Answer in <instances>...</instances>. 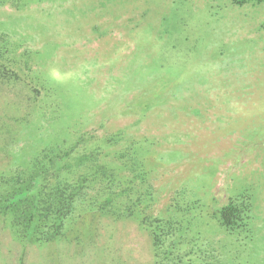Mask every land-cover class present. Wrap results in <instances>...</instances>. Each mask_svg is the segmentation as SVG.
I'll return each mask as SVG.
<instances>
[{"label": "rangeland", "instance_id": "374dc122", "mask_svg": "<svg viewBox=\"0 0 264 264\" xmlns=\"http://www.w3.org/2000/svg\"><path fill=\"white\" fill-rule=\"evenodd\" d=\"M0 52V264H264L263 2L0 0Z\"/></svg>", "mask_w": 264, "mask_h": 264}, {"label": "trees", "instance_id": "16d2710c", "mask_svg": "<svg viewBox=\"0 0 264 264\" xmlns=\"http://www.w3.org/2000/svg\"><path fill=\"white\" fill-rule=\"evenodd\" d=\"M237 4H243L249 1H256V2H263L264 0H233ZM0 52V56H1ZM26 190L22 189H17L15 192L7 195L6 197L2 198L0 196V201L3 199L4 202L11 203V205H16V203L20 204V202H23V200L26 199ZM36 201H31L29 198L27 199V203L24 206H17L18 208L16 209L15 213V223L16 225H11V228L18 234L19 233V228L21 231H26L28 227H30L31 224H33L36 216V212L34 208H31L33 206H36ZM53 202H48L47 207H43L44 209L50 208ZM62 204V203H61ZM29 208L30 211L26 212L23 211L24 208ZM249 208V207H248ZM211 209V214L217 217L218 219L221 220L222 224H224L227 227H232L234 225L239 224L240 222L243 221V211H241V208L239 205L231 198V197H226V198H219L217 196L213 197V203L210 205ZM0 213L4 215L0 208ZM19 226V228H18ZM19 235V234H18Z\"/></svg>", "mask_w": 264, "mask_h": 264}, {"label": "clouds", "instance_id": "9594fccd", "mask_svg": "<svg viewBox=\"0 0 264 264\" xmlns=\"http://www.w3.org/2000/svg\"><path fill=\"white\" fill-rule=\"evenodd\" d=\"M49 77L55 82H61V80L63 79L62 74L56 68L50 70Z\"/></svg>", "mask_w": 264, "mask_h": 264}]
</instances>
